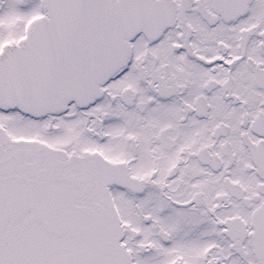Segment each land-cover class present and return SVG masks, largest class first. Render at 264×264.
<instances>
[{
	"label": "snow or ice",
	"instance_id": "6c2138e0",
	"mask_svg": "<svg viewBox=\"0 0 264 264\" xmlns=\"http://www.w3.org/2000/svg\"><path fill=\"white\" fill-rule=\"evenodd\" d=\"M0 264H264V0H0Z\"/></svg>",
	"mask_w": 264,
	"mask_h": 264
}]
</instances>
